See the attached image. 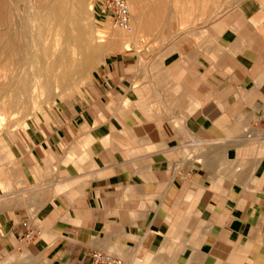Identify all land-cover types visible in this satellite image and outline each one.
Here are the masks:
<instances>
[{
    "label": "crops",
    "instance_id": "crops-1",
    "mask_svg": "<svg viewBox=\"0 0 264 264\" xmlns=\"http://www.w3.org/2000/svg\"><path fill=\"white\" fill-rule=\"evenodd\" d=\"M138 1L128 48L9 140L0 264H264V0L201 31L199 0Z\"/></svg>",
    "mask_w": 264,
    "mask_h": 264
},
{
    "label": "bare ground",
    "instance_id": "bare-ground-1",
    "mask_svg": "<svg viewBox=\"0 0 264 264\" xmlns=\"http://www.w3.org/2000/svg\"><path fill=\"white\" fill-rule=\"evenodd\" d=\"M127 2L138 15L134 5L139 7V1ZM84 4L85 0H0V116L10 113L15 101L29 95L36 84L46 93L53 86L76 83L75 76L86 73V57L97 48Z\"/></svg>",
    "mask_w": 264,
    "mask_h": 264
},
{
    "label": "rangeland",
    "instance_id": "rangeland-1",
    "mask_svg": "<svg viewBox=\"0 0 264 264\" xmlns=\"http://www.w3.org/2000/svg\"><path fill=\"white\" fill-rule=\"evenodd\" d=\"M104 1L105 0H85V19L92 31V45L97 48L95 52H92L86 57L88 62L86 73L80 76L76 75V83L67 86H53L52 89L46 93L44 91L41 92V88L36 84V87L30 92V96L21 95L15 101L12 111L0 116V168L4 167L8 162L13 161L11 156L12 146L9 140H12L17 132L24 129L26 124L41 120V117L45 113L60 106L62 101L68 97L77 94L84 83L90 80L97 62L105 53L128 48V38L135 33V24L132 20L135 13L132 11L130 3L128 4L130 6L133 29L130 32H125L114 27L110 15L106 14L102 18L97 15L98 6L102 5ZM223 4L224 0H199L200 31L202 30L201 26L205 25L209 18H212L216 13L221 11ZM89 6L93 9L92 11L89 9ZM181 28L185 30L186 26H182ZM139 39L140 40L136 42V48L143 49L147 43L143 40L142 36ZM77 58L82 59L83 56L78 55ZM28 75H31V71L29 70ZM1 79L2 77L0 76V80ZM33 195H35V193L26 191V194L20 195L18 199L24 204L28 196Z\"/></svg>",
    "mask_w": 264,
    "mask_h": 264
},
{
    "label": "built area",
    "instance_id": "built-area-1",
    "mask_svg": "<svg viewBox=\"0 0 264 264\" xmlns=\"http://www.w3.org/2000/svg\"><path fill=\"white\" fill-rule=\"evenodd\" d=\"M102 6L111 16L114 27L125 32L132 30L131 12L127 0H105ZM260 120L264 122V115ZM22 227L24 229L23 241H32L40 235L38 223L34 218L24 220ZM90 258L95 264H128L119 257L97 250L90 252Z\"/></svg>",
    "mask_w": 264,
    "mask_h": 264
}]
</instances>
